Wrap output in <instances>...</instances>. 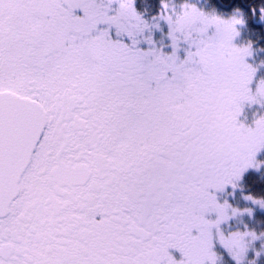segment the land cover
Segmentation results:
<instances>
[{
    "label": "snow or ice",
    "instance_id": "6c2138e0",
    "mask_svg": "<svg viewBox=\"0 0 264 264\" xmlns=\"http://www.w3.org/2000/svg\"><path fill=\"white\" fill-rule=\"evenodd\" d=\"M0 264H264V0H0Z\"/></svg>",
    "mask_w": 264,
    "mask_h": 264
}]
</instances>
